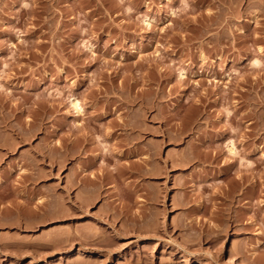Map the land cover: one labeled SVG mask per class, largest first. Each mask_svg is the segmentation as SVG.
Segmentation results:
<instances>
[{"label":"rangeland","instance_id":"rangeland-1","mask_svg":"<svg viewBox=\"0 0 264 264\" xmlns=\"http://www.w3.org/2000/svg\"><path fill=\"white\" fill-rule=\"evenodd\" d=\"M262 256L264 0H0V264Z\"/></svg>","mask_w":264,"mask_h":264},{"label":"bare ground","instance_id":"bare-ground-1","mask_svg":"<svg viewBox=\"0 0 264 264\" xmlns=\"http://www.w3.org/2000/svg\"><path fill=\"white\" fill-rule=\"evenodd\" d=\"M184 76V75H183ZM183 76H181V77H183ZM71 105H72V107L74 108V111L76 112V115L78 114V115H80V114H83V112H84V109H83V107H82V105L80 104V102L79 101H77L75 98H74V100L73 101H71ZM81 116V115H80ZM235 146H234V144H232V145H230V147L228 146V150H229V152L232 154L235 150ZM127 170V169H126ZM101 172V171H100ZM122 171H120V173H121ZM124 172V171H123ZM122 172V173H123ZM96 176V175H95ZM110 179V178H109ZM96 180H97V178H96ZM96 180H94V181H96ZM111 180V179H110ZM96 189H97V187H96ZM91 190V189H90ZM90 192H92V190L90 191ZM96 196H97V193L95 194ZM97 233V232H96ZM102 234V233H101ZM89 235V234H88ZM94 235V234H93ZM84 236L86 237V235L84 234ZM83 236V238H85ZM92 236V235H91ZM97 236V235H96ZM71 238V237H70ZM82 238V237H81ZM90 238V237H89ZM88 238V239H89ZM87 239V238H86ZM85 239V240H86ZM262 245V244H261ZM260 245V246H261ZM259 246V247H260ZM262 248V247H261ZM255 253V252H254ZM254 255V254H253ZM262 258H264L263 256H262ZM263 260V259H262Z\"/></svg>","mask_w":264,"mask_h":264}]
</instances>
